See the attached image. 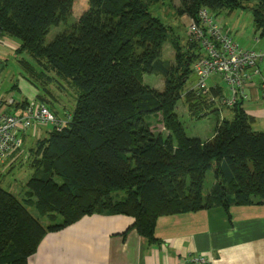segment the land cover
I'll list each match as a JSON object with an SVG mask.
<instances>
[{"label":"trees","instance_id":"1","mask_svg":"<svg viewBox=\"0 0 264 264\" xmlns=\"http://www.w3.org/2000/svg\"><path fill=\"white\" fill-rule=\"evenodd\" d=\"M73 1L0 0V37L18 40L15 52L32 60H20L24 69L48 81L52 71L78 89L65 125L36 142L23 198L0 186V264H27L44 234L85 215H129L153 243L159 216L264 204V131L253 129L243 100L230 106L231 119L217 120L207 141L187 136L178 119L180 99L195 116L213 105L206 95L184 90L200 45L171 36L149 11L157 0H88L77 21L44 44L50 27L67 21ZM180 1V13L190 18L201 8L232 11L255 1L253 22L264 35V0ZM168 41L173 62L163 56ZM144 73L161 75L163 89L144 84ZM210 93L220 97L221 88ZM157 113L166 134L152 130L150 116ZM210 169L214 182L204 196ZM118 190L126 195L115 198ZM28 202L38 215L59 214L62 221L43 225Z\"/></svg>","mask_w":264,"mask_h":264},{"label":"crops","instance_id":"2","mask_svg":"<svg viewBox=\"0 0 264 264\" xmlns=\"http://www.w3.org/2000/svg\"><path fill=\"white\" fill-rule=\"evenodd\" d=\"M168 43L173 50V62L174 49ZM7 44L15 48L18 45L11 41ZM167 48L164 54L171 56V49L169 51ZM159 84L164 85L162 79ZM211 88H221V95H224L217 79H213L208 83L207 94H204L207 99L216 97L211 95ZM16 90L20 95L19 100L8 110L18 109L19 104L27 100L39 99L58 118L64 119L72 113L60 116L55 107L48 105L49 99L38 88L21 97V90L15 86L0 97L13 95ZM245 94L242 106L254 117V123L260 126L264 122V101L261 100L260 88L247 84ZM212 104L211 107L220 114L217 120L231 119L225 114L222 116L223 109L230 107H223L217 101ZM32 129L37 133L34 130L36 128H30L24 133V138ZM214 133L215 127L206 140L199 135L194 137L207 141L213 138ZM19 154L11 156L2 164V171L12 167ZM133 222L134 219L125 214L85 215L59 230L44 234L35 252L28 257L27 264H182L194 255H202L210 259L212 264H264V204L232 205L227 210L212 207L159 216L154 228L153 243L136 231Z\"/></svg>","mask_w":264,"mask_h":264},{"label":"rangeland","instance_id":"3","mask_svg":"<svg viewBox=\"0 0 264 264\" xmlns=\"http://www.w3.org/2000/svg\"><path fill=\"white\" fill-rule=\"evenodd\" d=\"M241 3H243L244 7H239L238 5L232 11H229L230 9H221L215 12L209 11V13L213 17L214 22L220 25L223 31H227L242 48L254 50L256 52L264 51V35L261 34L262 32L260 30L256 29L253 22L252 11L250 9V7L255 4V1H243ZM148 7L153 16L159 17L164 25L170 28L171 36H174L180 43L185 44L188 39L187 25L190 17L186 14L180 13L179 8L182 7L181 1L157 0L150 3ZM88 8V0H74L71 14L67 21L52 25L44 38V44L50 43L57 34L63 32L69 25L77 21L80 15ZM8 41H11L16 45L18 43L16 38L9 35L4 34L0 37V95L6 94L11 88H15V86H18L21 90V97L24 94H28L29 91L34 92L33 89L38 88L41 90L42 95L49 99L50 102L48 105L53 108L55 107L60 116L72 112L78 95V89L72 80L54 75V73L49 70L46 71V75H49L52 79L54 78L52 81H48L45 76L43 78L41 76L38 77L36 74L31 75L20 63L21 59H25L29 63L32 62L29 55L26 52L22 54L15 52L16 48L10 47L7 44ZM168 42L164 44L163 56L172 61L173 50ZM166 46L169 51L171 49V56L170 54H164ZM35 70L40 72V68H35ZM161 79L163 80L162 76L157 74L144 73L142 76L144 84L156 88L157 90L163 89V85L159 84L161 83ZM195 81L196 75L192 71L184 84V90L193 87ZM217 82L221 85L224 96H229V90L225 82H223L221 78H217ZM18 96L20 95L17 90L13 92V98L15 101L19 100ZM177 106L178 109L176 108V113L187 136L194 137L199 135L203 140H206L212 135L216 120L218 117L220 118L217 109L214 110L215 108L210 107L207 109L206 115L195 116L188 112L183 103V99L178 101ZM223 114H225L227 118H231V108L223 109L222 116ZM150 122L152 123V130L155 133H166L159 113L150 116ZM35 128L36 129L34 130H36L37 133L35 131L33 132L32 129L30 130L29 135L24 138L21 152L19 154L20 156L12 167L2 171L1 167L3 165H0V186L4 189L10 190L20 199L23 198V194L26 190V182L33 173L30 162L33 158L32 151L35 148L36 141L38 138L46 137L47 130H50L51 127L49 125L46 127ZM253 129L264 131V122H261L260 126L259 124L256 125L254 123ZM213 182L214 174L213 170L210 169L207 171L203 181L204 196L208 193ZM113 195L115 198H121L126 195V191H114ZM27 208L32 214L39 218L43 225L59 223L62 221V217L59 214H56L55 218H50V215H38L34 205L29 202L27 203Z\"/></svg>","mask_w":264,"mask_h":264},{"label":"built area","instance_id":"4","mask_svg":"<svg viewBox=\"0 0 264 264\" xmlns=\"http://www.w3.org/2000/svg\"><path fill=\"white\" fill-rule=\"evenodd\" d=\"M209 11L207 8L199 9L196 18H190L187 25L188 39L201 48L199 56L192 62L196 75L193 91L205 94L209 80L221 78L228 87L229 96L210 97L209 101L233 106L246 98V84L259 85L261 99L264 100V51L242 48L214 22ZM15 104L12 94L0 97V165L21 152L24 133L28 129L50 125L59 130L69 118H58L46 104L36 99L19 104L14 111L8 110ZM182 264H212V261L202 255H194Z\"/></svg>","mask_w":264,"mask_h":264}]
</instances>
